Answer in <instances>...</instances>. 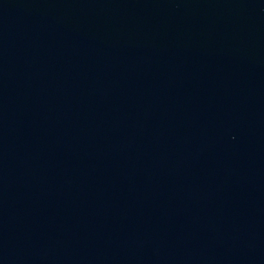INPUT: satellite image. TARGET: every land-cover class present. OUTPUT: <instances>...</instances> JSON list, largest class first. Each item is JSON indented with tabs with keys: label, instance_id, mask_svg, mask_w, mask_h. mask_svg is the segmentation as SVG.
Listing matches in <instances>:
<instances>
[{
	"label": "water",
	"instance_id": "1",
	"mask_svg": "<svg viewBox=\"0 0 264 264\" xmlns=\"http://www.w3.org/2000/svg\"><path fill=\"white\" fill-rule=\"evenodd\" d=\"M0 264H264V0H0Z\"/></svg>",
	"mask_w": 264,
	"mask_h": 264
}]
</instances>
